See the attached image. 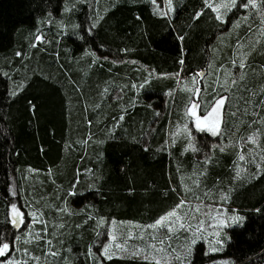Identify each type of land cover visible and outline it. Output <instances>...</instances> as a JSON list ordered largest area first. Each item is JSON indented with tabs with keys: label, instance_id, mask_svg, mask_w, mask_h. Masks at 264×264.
<instances>
[{
	"label": "trees",
	"instance_id": "16d2710c",
	"mask_svg": "<svg viewBox=\"0 0 264 264\" xmlns=\"http://www.w3.org/2000/svg\"><path fill=\"white\" fill-rule=\"evenodd\" d=\"M257 2L218 19L210 0H0V264H164L132 251L185 200L236 214L219 235L228 264H264ZM220 98L217 134L195 129L187 108L204 115ZM114 223L128 254L109 259ZM202 249L191 264L205 263Z\"/></svg>",
	"mask_w": 264,
	"mask_h": 264
},
{
	"label": "rangeland",
	"instance_id": "374dc122",
	"mask_svg": "<svg viewBox=\"0 0 264 264\" xmlns=\"http://www.w3.org/2000/svg\"><path fill=\"white\" fill-rule=\"evenodd\" d=\"M257 1L258 0H253L255 7H253L251 4L248 7H244V3H246V0H240L239 10H241L242 8V9H248L254 11L258 8ZM222 3H228L230 5V0H210V4L213 7H216L217 5H220ZM166 6L168 7V4ZM231 8L232 7L230 6V9ZM230 9L220 8V15L222 17L221 19H224V16L227 14V12ZM37 40H42L41 36L37 37ZM223 104H224V100L223 103L218 107L217 114L208 120L204 119L205 114L198 115L197 104H196L197 107H195L194 109L191 108L190 105L187 108V113L193 119L192 120L193 127L198 130L203 129L212 133H213L212 131L213 128L219 130L222 122ZM197 117L200 118L199 121L197 120ZM198 124L199 127L197 126ZM18 213L20 214L19 218L21 219L22 222L18 224L20 228L17 231L18 232L23 231V236L25 237L27 235L28 229L30 228V225L28 226L27 229L25 227H22L24 223V218L20 212ZM170 213H175V215L169 216ZM16 215H17L16 213H13V218L16 217ZM162 217H168V219L164 221L162 225H157V221L161 220ZM235 217L236 214L233 211L227 210V208L221 204L209 203L207 201L193 202L192 204L189 201L185 200L179 203L175 209L161 216L153 224L155 225V227H152L153 226L152 225L145 229V232L147 233H149L150 230L155 232L156 234L151 233V236L156 237V240H152L149 237L147 241L148 243L145 248L141 247V248H136L135 250L133 249H129V250H133L132 252L136 253L141 258H150L155 261L162 262L164 264H191L190 257L192 251L195 250V247L201 243L203 244L202 252L208 256L204 264H228L229 257L223 253L224 249L222 245L219 246L218 243L221 242V238L219 237V235H220V231H222L224 227H226L235 220ZM189 226H191L192 228ZM205 227L207 229H205ZM127 228L128 231H126L127 233L126 238L129 239L133 237V227L127 226ZM169 228H171L172 230L169 231ZM193 228L202 230L203 234L195 233L193 231ZM123 229H124L123 225H119L116 223L113 224V228H112L113 232H111L109 243L105 248L107 249V254H105V249H104L103 251L104 256L109 257L111 255H123L124 253L128 254V252H124L126 251L125 243L127 242L123 243L122 241H120V238H122ZM183 229L184 231H188V235H187L188 240L184 242L183 247L172 251L165 249L164 244L163 242L161 243V241H163L164 238H166L170 234L176 233L177 230H183ZM142 231L141 233L144 234V232ZM139 237L140 235L138 236V238ZM29 239L30 237L25 240H29ZM156 241L159 242V244L155 243ZM216 244H218V246ZM153 247L155 248L151 249ZM177 256H179L180 258L177 259ZM9 261H11L12 264L22 263L21 261L18 260L7 259V261H5L3 264H8Z\"/></svg>",
	"mask_w": 264,
	"mask_h": 264
},
{
	"label": "snow or ice",
	"instance_id": "6c2138e0",
	"mask_svg": "<svg viewBox=\"0 0 264 264\" xmlns=\"http://www.w3.org/2000/svg\"><path fill=\"white\" fill-rule=\"evenodd\" d=\"M206 3H207V0H206ZM252 5L253 7H255V4L253 3V0H246V3H244V7H248L249 5ZM230 6L231 7H236L237 6V0H230V5L228 3H222L220 5H217L216 7H213L212 5H208V7L212 8L213 11H216L218 13L217 15V18L218 19H221V15H220V8H224V9H230ZM166 15V13H164ZM242 66V65H241ZM223 103V98H221L220 100H217V101H214L213 102V106L211 107V110L208 111L206 110V113H205V116H204V119L205 120H208L210 119L211 117H213L214 115L217 114V111H218V107ZM197 107V105L195 103H192L191 104V108H195ZM194 114V113H193ZM199 117H197V120L199 121ZM199 127V124L197 125ZM213 133L214 134H217L218 130L213 128L212 129ZM241 159H243V157H241ZM13 212L16 213V217L13 218V223L14 224H19L21 223V219L19 218L20 217V214L17 212V208H16V205H13ZM172 215H175V213H170L169 216H172ZM168 219V217H162L161 220H158L157 221V225H162L164 221H166ZM152 227H155V225H153ZM172 229L169 228V231H171ZM115 238V237H114ZM163 241H161L162 243ZM0 256H4L5 255V250L6 249H9L10 248V245L8 243H3L2 241H0ZM14 247V246H13ZM105 254H107V249H105ZM180 257L177 256V259H179ZM109 259H111V257H109ZM8 264H12L11 261L8 262Z\"/></svg>",
	"mask_w": 264,
	"mask_h": 264
},
{
	"label": "water",
	"instance_id": "95a60500",
	"mask_svg": "<svg viewBox=\"0 0 264 264\" xmlns=\"http://www.w3.org/2000/svg\"><path fill=\"white\" fill-rule=\"evenodd\" d=\"M202 78H203V73H201L200 74V72L198 73V79H197V82H199V81H201L202 80ZM12 221H13V218H12ZM12 227L17 231V230H19V226H18V224H14L13 222H12Z\"/></svg>",
	"mask_w": 264,
	"mask_h": 264
}]
</instances>
